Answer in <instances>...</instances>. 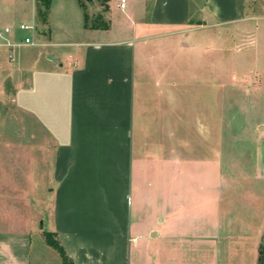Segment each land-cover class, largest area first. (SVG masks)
I'll list each match as a JSON object with an SVG mask.
<instances>
[{"label":"crops","instance_id":"obj_1","mask_svg":"<svg viewBox=\"0 0 264 264\" xmlns=\"http://www.w3.org/2000/svg\"><path fill=\"white\" fill-rule=\"evenodd\" d=\"M52 1L47 31L35 35L36 44L13 48L9 58L0 36V69L9 77L0 89L10 90L21 135L31 140L20 148L24 187L35 186L36 201L49 203L38 229L26 216L19 225H0V264H60L45 230L55 233L73 264H186L172 258L179 246L198 252L196 264H258L261 243L264 264V112L232 132L233 120L214 115L212 92L211 114L193 119L202 157L182 147L188 132L181 116L183 57L200 29L219 40L233 26L234 35L255 43L264 38V1L125 0L121 7L120 0H87V6L74 0L76 38L56 25ZM24 5L14 1L2 10L7 19L0 32L23 21ZM261 74L242 85L253 107L264 104V65ZM221 130L230 131L233 149H221ZM207 151L209 158L202 155ZM207 164L214 182L194 181L212 200L189 185L192 172ZM193 211L197 230L179 233L197 244H161Z\"/></svg>","mask_w":264,"mask_h":264},{"label":"rangeland","instance_id":"obj_2","mask_svg":"<svg viewBox=\"0 0 264 264\" xmlns=\"http://www.w3.org/2000/svg\"><path fill=\"white\" fill-rule=\"evenodd\" d=\"M14 1L19 4H26L22 7V10L26 8V14L21 20L31 21L32 15L35 23L34 39L36 34L37 37H42V33L47 31L45 22H47V6L50 0H0V28L3 27L7 19V13L2 12V10ZM254 1H258V4H263L264 0ZM52 2L50 15L56 25L60 28L64 26L63 29L69 27L72 30V34H69V36L72 38L79 37L80 18L74 0H53ZM81 3L86 6L88 4L87 0H81ZM15 18L18 19V16ZM234 30L233 26L225 27V31L228 33L220 36V39L217 40L215 35L212 36L209 33L210 31L207 27L201 28V36L198 35L195 47L188 50L183 57L181 75L183 80L182 90L186 102L183 103L181 116L183 119H187L188 139L186 140L187 143H182V147H187L189 156L202 157L201 152L195 151L197 146L194 134L199 131L197 125L193 123V119L196 120V117L200 115L211 114V109L206 106V103L211 99L212 92H214V101L216 98L218 99V106L214 107V115L218 114L220 118L233 120L232 132L239 131L241 120L263 115L264 104L258 103L257 106L253 107L248 102L247 93L242 85L247 79L259 81L261 76H263L261 67L264 65V38L260 37L255 43L249 44L246 38H239L234 35ZM0 36L3 38L2 34ZM169 71L171 76H176L175 73L177 72L174 69H169ZM6 83H9V77L3 69H0V85L3 84L5 86ZM10 95V90L4 92L0 89V225H19L21 218L26 216L27 218L29 217V225L38 229L42 226L43 222L40 220L45 215L44 210L45 213L48 210L49 203L43 204L36 201L35 195L37 191L35 186H28L26 189L24 187L25 176L23 177V171L21 170L23 167L21 166L20 148L31 140H26L21 135L23 127L20 121V111L11 101ZM176 110L175 106L171 109L173 128L176 126ZM227 131L223 132L221 130V136L225 137L223 147H221L222 150L225 148L228 150L233 149L227 144L230 134V131ZM172 141V145H174L176 140L173 139ZM202 155L203 157L206 155V158L211 157L209 151H207V154L204 153ZM221 158L223 159V157ZM194 163L189 162L188 164L194 165ZM192 174L193 181H190L189 185L195 189L199 188L198 190L203 194H209V198L212 200L214 198L212 192L208 191L206 193L208 189L198 186L195 183L196 181H194V179L199 181L209 180V183H213L216 176L215 172L210 169V165L207 164L202 172L197 171L192 172ZM194 184L195 186H193ZM228 191L221 192L224 200L228 197ZM25 192L28 194L26 195L27 198L24 196ZM229 192H231L230 195L234 193L232 188H230ZM42 193L44 194L45 192ZM207 198H205L203 210L205 216L210 214L211 211V204L206 200ZM197 210L200 209L198 208ZM199 212L202 211L200 210ZM199 212L193 211V214L189 213V218L183 220L185 225L179 229L177 226L172 228L171 230L175 231L172 237L161 244L179 245L180 242L197 244V240H192L190 236H181L179 232H185L187 229L188 231L191 230V232L195 231V229L197 230L196 221ZM222 212L223 210L221 209ZM205 219L209 221L210 218L205 217ZM148 222H150L149 217H146L145 223ZM50 232L55 238V233L53 231ZM149 249H151V245ZM194 250L180 251V246L176 247V252L171 253L173 254L172 258L180 257L183 258L186 264H196L198 252ZM209 255H211V252ZM59 263L62 264L60 254ZM133 264H139V262H133Z\"/></svg>","mask_w":264,"mask_h":264},{"label":"built area","instance_id":"obj_3","mask_svg":"<svg viewBox=\"0 0 264 264\" xmlns=\"http://www.w3.org/2000/svg\"><path fill=\"white\" fill-rule=\"evenodd\" d=\"M119 5L123 7L125 0H120ZM35 23L34 21H22L15 26H5L1 31L6 44L10 47L9 58H13V48L23 45H33L37 41L34 39Z\"/></svg>","mask_w":264,"mask_h":264},{"label":"trees","instance_id":"obj_4","mask_svg":"<svg viewBox=\"0 0 264 264\" xmlns=\"http://www.w3.org/2000/svg\"><path fill=\"white\" fill-rule=\"evenodd\" d=\"M45 241L58 250L60 256L62 257V264H73L71 258L65 253L62 245L58 242L56 238H53L52 232L45 230L44 231ZM264 237V235H263ZM258 264H263V243L259 247V257Z\"/></svg>","mask_w":264,"mask_h":264}]
</instances>
